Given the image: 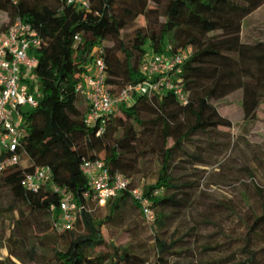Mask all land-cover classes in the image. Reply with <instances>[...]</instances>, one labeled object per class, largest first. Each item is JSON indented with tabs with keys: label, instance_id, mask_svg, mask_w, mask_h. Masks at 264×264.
I'll use <instances>...</instances> for the list:
<instances>
[{
	"label": "trees",
	"instance_id": "obj_1",
	"mask_svg": "<svg viewBox=\"0 0 264 264\" xmlns=\"http://www.w3.org/2000/svg\"><path fill=\"white\" fill-rule=\"evenodd\" d=\"M148 2L154 9H148ZM261 6L264 0H93L90 9L83 10L67 6L64 0H0V13L7 15L10 24L17 18L28 23L41 41L32 52L38 62L34 75L41 97L37 108L22 111L21 161L0 175V220L4 212L17 213L5 240L8 245L4 247L0 239V251L7 250L4 259L0 253V264H16L11 258L27 264L19 248L29 242L25 250L28 263L203 264L187 258L171 263L170 258L180 257L183 251L176 247L179 241L163 237L168 222L186 202L180 197L186 185L178 182L176 170L184 157L200 160L188 147L193 138L230 128L216 103L235 89L242 94L243 120L255 121L264 103V41L245 43L241 34L244 21ZM159 8L163 22L157 29H138L128 42L122 39L121 32L133 21H147ZM7 28L0 26V33ZM189 47L192 54L178 76L187 93L185 105L171 92L139 95L119 108L103 134L95 136L94 130L83 125L88 105L75 86L98 49H103L106 83L117 93L144 79L139 65L146 52L171 55ZM146 155L160 162L154 183L140 188L154 214L151 225L143 217L154 239L152 262L137 255L130 245L107 241L101 233L103 223L120 219L125 207L142 214L140 203L129 192L134 189L130 183L133 171L127 164L139 163ZM83 159H98L111 175L121 174L129 180L127 191L105 203L104 221L89 211L96 204L91 196L83 197L91 195L80 170ZM37 167L49 168L51 183L70 193L77 205L85 206L68 232L53 230L52 222L61 215L60 196L51 192L49 184L36 192L22 186L25 175ZM262 230L264 208L254 216L246 245ZM245 251L247 258L239 264H260L254 252Z\"/></svg>",
	"mask_w": 264,
	"mask_h": 264
},
{
	"label": "rangeland",
	"instance_id": "obj_2",
	"mask_svg": "<svg viewBox=\"0 0 264 264\" xmlns=\"http://www.w3.org/2000/svg\"><path fill=\"white\" fill-rule=\"evenodd\" d=\"M147 5L148 9L155 7L152 2ZM9 21L7 15L0 13V26L7 28ZM162 22L159 8L147 21L141 18L133 21L121 32V37L128 42L136 30H155ZM241 35L245 43L264 41V6L244 21ZM112 58L117 60V55ZM241 99V91L235 89L216 103L221 117L230 121V128L220 127L214 133L193 138L188 147L200 160L184 157L176 170L178 182L186 185L180 195L186 202L163 232L166 241H179L176 247L183 251L180 257H171V263L187 258L203 264H239L247 258V249L264 264V230L246 245L254 216L261 215L264 208V103L257 110L255 121L247 123L242 117ZM156 163L160 162L151 155H146L139 163H128L133 171L131 185L141 188L154 183ZM89 211L97 220L104 221L107 215L105 204H94ZM4 215L0 220V239L6 247L5 240L17 213L4 212ZM101 233L107 241L130 245L137 255L150 262L154 260V239L137 209L125 207L120 219L103 223ZM30 244L19 248V254L27 264H41L26 260L25 250ZM0 253L1 259L6 258L5 248Z\"/></svg>",
	"mask_w": 264,
	"mask_h": 264
},
{
	"label": "built area",
	"instance_id": "obj_3",
	"mask_svg": "<svg viewBox=\"0 0 264 264\" xmlns=\"http://www.w3.org/2000/svg\"><path fill=\"white\" fill-rule=\"evenodd\" d=\"M68 6L89 10L93 0H64ZM78 40V37H75ZM41 44L39 34L28 23L15 19L0 33V175L7 168L16 166L22 159L18 153L25 137L22 111L35 109L41 93L37 86L34 70L37 59L32 55ZM103 49H98L94 59L85 67V72L75 86L76 93L85 100L88 110L83 117V125L95 131V136L104 133L109 119L119 112L122 105H128L136 96L152 97L171 92L181 105L187 103L178 76L181 67L192 54V49L179 50L171 55L146 52L139 65L143 80L130 84L117 93H112L106 83V63L102 58ZM80 170L87 179L91 195L85 193V200L104 205L120 192L127 191L129 180L121 174L111 175L104 163L98 159H83ZM51 171L47 167H37L25 175L22 186L36 192L49 184L53 194L59 195L60 217L52 222L56 233L68 232L80 217L85 206L77 205L72 195L51 183ZM131 196L140 203L144 220L154 223V214L149 203L142 196L140 188L129 190ZM157 194L156 192L154 193ZM54 207H51V211Z\"/></svg>",
	"mask_w": 264,
	"mask_h": 264
}]
</instances>
